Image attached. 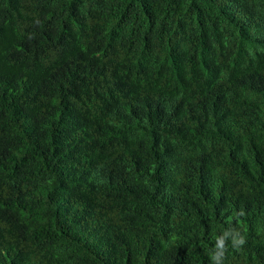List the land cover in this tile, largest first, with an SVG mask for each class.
<instances>
[{"label": "trees", "instance_id": "obj_1", "mask_svg": "<svg viewBox=\"0 0 264 264\" xmlns=\"http://www.w3.org/2000/svg\"><path fill=\"white\" fill-rule=\"evenodd\" d=\"M229 229L264 264V0H0V264H213Z\"/></svg>", "mask_w": 264, "mask_h": 264}, {"label": "clouds", "instance_id": "obj_2", "mask_svg": "<svg viewBox=\"0 0 264 264\" xmlns=\"http://www.w3.org/2000/svg\"><path fill=\"white\" fill-rule=\"evenodd\" d=\"M240 215H243V213H240ZM229 238H231L233 248H238L245 243L244 237L235 229L224 231L221 235L217 236L215 240V246L211 253L213 264H223L225 253L227 251L226 241Z\"/></svg>", "mask_w": 264, "mask_h": 264}]
</instances>
